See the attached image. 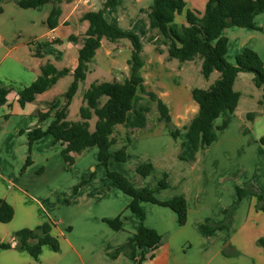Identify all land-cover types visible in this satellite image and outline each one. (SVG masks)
Segmentation results:
<instances>
[{"label":"crops","instance_id":"1","mask_svg":"<svg viewBox=\"0 0 264 264\" xmlns=\"http://www.w3.org/2000/svg\"><path fill=\"white\" fill-rule=\"evenodd\" d=\"M60 1L62 14L58 25L52 28L48 24L54 7L52 2L37 8H23L16 0H0V88L9 89L5 101L0 102V197L15 208L12 221L0 222V242L12 241L17 230L34 228L45 221L53 223L52 234L60 240V250L45 245L38 258L25 249L2 248L0 264H139L142 256L141 264H264V250L257 243L260 237H264V211L257 209L258 198L252 193L245 194L236 203L239 187L256 186L264 195V169L251 170L249 176H258V179L250 181L246 176L238 178L235 173L238 169L233 166L225 167L222 174L223 168L207 164L214 158L208 154L211 150L233 151L231 143L249 139L254 141L264 157L262 136L253 127L255 121L250 120L253 123L250 127L243 117L235 114L236 110L229 112L228 126L218 131L217 139L211 145L201 147L193 160V148L184 126L200 108L192 92L196 87L192 80L198 68H194L193 73L192 62L195 59L183 63L168 59L166 47L161 46L164 52L160 53L154 44L158 37L165 39L161 32L150 29L148 14L154 0H119L115 7L106 9L104 15L116 27L140 35L146 62L139 73L147 88L156 92L168 105L172 122L181 129V133L177 139L173 137L171 128L159 119L154 102L153 116H149L151 111L148 113V125L133 129L129 143L128 127L125 124L114 127L112 151L126 147L128 160L124 163H127L134 145L133 153L138 158H146L140 159L141 163L151 162L152 172L146 177L141 176L138 164L135 168L118 171L128 176L137 188L156 189V195L162 200L183 195L188 203V220L181 225L172 208L143 201L144 223L162 235L161 242L154 247L139 248L134 257L124 251L113 255L137 232L141 219L128 208L131 196L108 179L107 170L103 174L105 178L99 181L101 184L91 182L73 195L83 175L80 181H74L78 176L73 177L72 174L77 172L75 170L80 163H94L93 158L98 161V147L91 153L92 148L89 147L78 154L77 162L70 168L61 155L65 145L56 142L51 134L35 141L32 146L29 141L30 131L39 126L46 129L55 119L56 110L67 104V90L59 85L65 78H71V83L74 79L79 50L85 44L90 25L83 16L89 11L103 9L105 3V0ZM186 2L187 8L204 12L208 0ZM175 21L187 24L186 11L178 14ZM255 24L257 28L230 26L224 29L223 34L229 39L226 56H234L231 63L236 62L237 54L245 47L256 50L264 60V12L256 16ZM72 36L76 39H70ZM39 50L42 56L35 54ZM131 57L129 40L111 42L103 38L85 82L69 105L68 116L77 97L84 104V92L92 82L130 78ZM46 62L53 63L58 69L68 68L70 73L50 89L37 94L33 101L22 105L19 92L39 77L41 66ZM212 74L206 78L209 83L202 88L214 83L216 79L210 82ZM148 98L146 91L138 89L134 104L137 106ZM255 100L259 102L260 99ZM56 102L60 103L58 108L51 110L50 115L41 121L39 112H47ZM220 117L215 120L216 125L223 123L224 120L217 123ZM233 123H238L237 134L229 132L233 130ZM57 154H60L59 158ZM181 154L185 159L180 158ZM203 154L206 158L202 159ZM155 155L160 161L150 159ZM29 156L32 162L23 169ZM162 179H166L167 187L160 189ZM68 197L71 198L70 203L67 202ZM50 198L54 200L50 205L53 209L46 206ZM232 206L226 228L213 234L204 233V224L223 222L225 210ZM120 215L123 227L119 230L105 221Z\"/></svg>","mask_w":264,"mask_h":264},{"label":"trees","instance_id":"2","mask_svg":"<svg viewBox=\"0 0 264 264\" xmlns=\"http://www.w3.org/2000/svg\"><path fill=\"white\" fill-rule=\"evenodd\" d=\"M23 8H37L45 3L52 2L53 10L48 18L50 27L59 23L62 14L60 0H16ZM119 0H105L104 8L97 11L87 12L83 18L88 20L90 25L86 32L87 38L83 47L79 50L78 66L73 72L74 79L67 90L68 102L58 108L59 102L54 103L47 112H39L41 121L45 120L51 110L57 109L55 119L44 129L41 126L29 132V141L33 143L44 136L51 134L56 142H62L64 146L62 154L66 161L73 163L75 155L82 153L91 146L98 147V161L106 167L107 177L112 180L116 187L131 196L128 208L140 216L141 223L137 232L125 244L120 246L114 256L121 252H127L136 256L139 248L154 247L161 242L162 235L155 229L145 225L146 212L142 207L143 201L163 205L172 208L178 215L179 223L186 224L188 220V203L183 195L162 200L157 195L156 189L149 187L137 188L134 183L123 172L110 169L112 159L120 162L128 160L126 147L112 151L115 139L111 137L114 127L118 124H125L128 129V139H131V132L135 128H144L148 125V113L156 102L159 112V119L171 128L172 135L177 139L181 129L172 122L168 105L152 90L145 85V79L140 75L139 70L145 64L143 56L144 43L139 34L131 30H123L110 23L104 15L108 8H113ZM186 11L187 24H179L175 21L176 16ZM264 12V0H208L204 12L187 8L186 0H154L148 14L150 29L161 32L165 39L157 38L154 44L157 45L160 53L164 52L161 46H165L168 52V59H177L183 63L199 58L201 70L204 77L209 78L214 71H219L220 76L208 88L194 87L193 96L199 104L198 113L184 126L187 130V137L193 148V160L197 152L203 146L211 145L218 135V131L228 126L227 115L234 112L239 104L241 93L234 88L236 79L241 72L254 73L255 85L264 90V60L260 54L251 47H245L237 54L236 62L231 63L227 59L229 39L223 34L225 28L230 26L257 28L255 18ZM106 38L111 42L121 39H128L132 44L131 76L125 81L114 79L112 81H94L84 92V104L80 108L81 119L71 121L67 119L69 105L76 95L80 86L85 82L87 73L90 71V64L100 47L102 39ZM70 39H76L72 36ZM153 40V36H150ZM36 55L42 56L39 51ZM70 73V69H58L53 63L46 62L41 66V74L29 86L19 92L20 103L25 105L33 101L36 95L53 87L57 81ZM138 89H143L149 95L146 102L139 105L134 104V97ZM9 89L0 88V102H4ZM103 98L105 100L103 101ZM264 104V99L261 100ZM221 115L225 116L222 124L216 125L215 120ZM248 117L254 118L255 113L249 112ZM96 116L95 129H91L90 120ZM264 144V137L260 138ZM181 159L185 157L181 154ZM32 162L29 156L23 169ZM138 173L146 177L153 170L151 162H144L138 165ZM74 189L77 194L81 185ZM167 187L166 179L159 182V188ZM252 193L258 198L257 209L264 211V195L251 186L250 188H238L239 203L243 196ZM234 206L225 210L226 217L221 223H208L202 226L204 233L213 234L216 230L224 229L230 219ZM15 215L14 206L6 199L0 197V222L8 223ZM109 225L119 230L123 227L122 216L113 219H105ZM53 223L44 222L34 228L24 227L16 231L14 239L9 242H0L2 248L25 249L35 258H38L45 245H51L56 251L60 250V240L52 234ZM264 250V237L257 241ZM144 259H139V264Z\"/></svg>","mask_w":264,"mask_h":264},{"label":"rangeland","instance_id":"3","mask_svg":"<svg viewBox=\"0 0 264 264\" xmlns=\"http://www.w3.org/2000/svg\"><path fill=\"white\" fill-rule=\"evenodd\" d=\"M126 40H128V39H126ZM227 59L229 61H231L234 59V56H227ZM199 63H200L199 58H196L195 61L192 62V69L198 68L197 70L194 69L193 73L195 72V70H196V73L193 76V80H192V85H196V87H202V86H205L209 83V82H207L206 77H204V75L201 71V64L199 65ZM219 76H220V72L214 71L212 74V77L210 79V82L211 81L213 82ZM89 78L91 79L92 76ZM253 79H254V73H252V72H241V74L237 78L234 88L241 93V100L239 101V104H238V107L236 109L235 114L238 115L239 117H243L246 120V122L249 124L250 127L253 124L250 122V120L255 121V123L253 125L255 131L257 133H259L262 137H264V108H263V104H261V100L264 99V90L262 88L257 87L255 85V82ZM70 84H71V78L70 79L65 78V79H63V81H61L59 86L63 89L68 90ZM258 98L260 99L259 102L255 100ZM104 100H105V98H103V101ZM82 105L83 104H81L80 100H78V97H77V100L70 107L68 120L78 121L81 119L80 108ZM249 112L255 113L254 118L250 119L248 117L247 114ZM149 116H153L152 111L149 113ZM224 119H225V116L220 117V119L217 120V123L219 124ZM219 120H221V121H219ZM96 121H97V117L94 116L93 119L91 120V129L92 130L95 129ZM233 126H234L233 130L232 131L230 130L229 132H233L234 134H237L239 132L238 130H236L238 123H233ZM129 142H130V140H127V143H129ZM231 146L233 148V151H230V149H229V150H225V151L221 152L219 150H223V149H220V148L211 150V152H209L208 154H210L212 156L214 155L215 159L214 158L209 159V162L207 164H215V166L218 165L217 167H220V169L223 168L222 174L225 173V170H224L225 167L232 168V166H233V167L238 169L235 172L237 174L238 178H240V177L243 178L246 176V177H249L250 181H252V179H253V181L257 180L258 176L252 178V176H249V173L251 172V170H254V172H255V171H258L259 168L264 169V157H263V154H261L262 152L259 151L257 145L254 144V141L252 139H249V140H246L244 142L240 141V142H237L234 144L231 143ZM91 148L92 149H91L90 153L92 152V150L94 151V149L97 147L91 146ZM134 150H135V146L133 145V147L131 149L132 155H131L130 160L127 163L120 162V161H112L111 164L109 165L110 169H113V170H129L130 168H133V167L135 168L137 164L139 165L142 162V161L140 162V159H146V158H138L136 156V154L133 153ZM153 151H155V150H153ZM90 153H88V155H86V157L89 156ZM149 153L151 155V152H149ZM80 154H82V153H79V155ZM61 155H63V154H61ZM77 156H78V154L75 155L73 163L68 162V166L70 168L73 166V164H75L77 162V159H78ZM204 156L205 155L203 154L201 156V158L202 159L206 158ZM59 157H60V154H57V158H59ZM154 157L155 158H153V156H152V158H150V159H156L154 161H160V159L157 155H155ZM62 158H63V156H62ZM91 160H92V158H91ZM173 160H175V159L173 158ZM93 161H94V163L93 162H91V163H87V162L86 163H80L78 165V168L75 170L77 172L72 174L73 177L78 176L77 178H75L74 181H77V179L79 180L80 176L83 175V178L81 181L79 180L80 182L78 183V185L81 184L85 180H86V182L83 183L81 185V187L87 186L91 182H95V184H101V183H99V181L101 180V178H105V176H103V174H105L106 167L103 165H100L98 163L97 159H95V158H93ZM144 161H150V160H144ZM89 164H91L90 167H87ZM95 169H97V170H95ZM157 174H158V172H157ZM259 179H261V178H259ZM251 183L252 182H250V184ZM255 189H256V186H255ZM73 195H74V192H73ZM53 201H54L53 198H50L48 201H46V206L50 207L51 202H53ZM67 202L68 203L71 202L70 197L67 198ZM50 209H53V208L50 207ZM224 214L226 215L225 212H224ZM47 221H49V219ZM65 228H66V226H65Z\"/></svg>","mask_w":264,"mask_h":264}]
</instances>
